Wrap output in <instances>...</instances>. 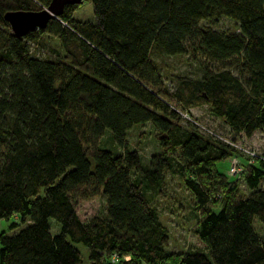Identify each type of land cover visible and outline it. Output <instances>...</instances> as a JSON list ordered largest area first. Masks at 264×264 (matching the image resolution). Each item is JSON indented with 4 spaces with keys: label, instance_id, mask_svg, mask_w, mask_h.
Here are the masks:
<instances>
[{
    "label": "trees",
    "instance_id": "trees-1",
    "mask_svg": "<svg viewBox=\"0 0 264 264\" xmlns=\"http://www.w3.org/2000/svg\"><path fill=\"white\" fill-rule=\"evenodd\" d=\"M49 1L0 0V220H14L10 230L28 222L0 233V264H81L75 244L89 264H264L252 228L264 227V159L240 164L249 194L239 196L217 168L233 148L181 117L205 106L232 139L264 133V0H90L93 21L66 5L44 28L12 34L5 13ZM220 18L236 27L213 29ZM43 36L62 54L35 56ZM181 56L195 76L163 70L161 58ZM141 124L158 148L146 164L127 142ZM164 173L192 196L201 249L166 251L150 199ZM96 197L104 214L81 222L77 202Z\"/></svg>",
    "mask_w": 264,
    "mask_h": 264
},
{
    "label": "rangeland",
    "instance_id": "rangeland-1",
    "mask_svg": "<svg viewBox=\"0 0 264 264\" xmlns=\"http://www.w3.org/2000/svg\"><path fill=\"white\" fill-rule=\"evenodd\" d=\"M72 18L76 21H93L90 0H81L75 5ZM205 25L206 22L200 23V26ZM235 27V23L226 18H220L216 24L212 26L213 29L219 31H231ZM42 42L44 44V47L42 48L34 45L32 46L31 49L35 56L52 59L53 54L51 53V50L62 54L59 44L55 39L49 36H43ZM186 58V56L161 58L160 62L163 66V70L167 71L166 73H169V75L193 77L197 73L196 63H193ZM164 86L170 91L173 90L172 81L165 76ZM185 113L186 114L181 116L183 118L182 121L186 122L191 120L197 123L199 133L208 136L212 135L224 142L226 141L228 145L232 143L234 146L229 145L234 150L231 158L235 159L238 166L243 164L246 160L247 162L250 161L252 159H250L252 154L264 159V133L257 131L249 138H245L243 135H238L232 139L228 128L220 120L209 115L205 106L190 108L185 111ZM127 142L130 149H135L138 152L141 157V163L143 164H146L149 158L158 155L156 140L149 124L132 126L127 135ZM98 145L107 148L110 146L106 136L98 142ZM230 159L217 164V168L220 172L225 174L228 172L227 169L230 164ZM241 166L242 165H240V167ZM241 172L234 174V176H228L229 178H227L228 181H235L236 193L241 197H246L249 194V190L240 177ZM258 189L264 191V177L259 182ZM150 199L151 205L157 211L160 224L167 232V252L174 255H181L202 248V244L193 233V229L198 220L197 212L194 209L193 199L179 178L164 173L161 185H159L154 193L151 194ZM75 213L81 222H85L94 216L101 217L104 214V201L100 197L88 201H78L75 206ZM13 221L14 220L12 219L7 221L0 220V233L3 232L4 235L10 236L28 224L27 221H25L23 225L17 222V227L10 230L9 224L13 223ZM48 224H50V233H56L58 227L56 226V228L51 220ZM252 228L258 236L264 237V227L255 219L252 222ZM73 246L79 254L81 264H89L85 248L80 244H75Z\"/></svg>",
    "mask_w": 264,
    "mask_h": 264
},
{
    "label": "water",
    "instance_id": "water-1",
    "mask_svg": "<svg viewBox=\"0 0 264 264\" xmlns=\"http://www.w3.org/2000/svg\"><path fill=\"white\" fill-rule=\"evenodd\" d=\"M81 0H50L47 7L37 11L7 12L3 19L7 22L10 31L15 37L35 29H42L46 23L59 16L66 5H77Z\"/></svg>",
    "mask_w": 264,
    "mask_h": 264
},
{
    "label": "built area",
    "instance_id": "built-area-1",
    "mask_svg": "<svg viewBox=\"0 0 264 264\" xmlns=\"http://www.w3.org/2000/svg\"><path fill=\"white\" fill-rule=\"evenodd\" d=\"M230 145L234 146L232 144H230ZM254 156H256V155L252 154L250 158H253ZM229 161H230V164H229V167L227 169L228 170V172L226 173L227 176H234V174H238L242 171V168L240 167V165L238 166V164H236L235 159L231 158Z\"/></svg>",
    "mask_w": 264,
    "mask_h": 264
}]
</instances>
